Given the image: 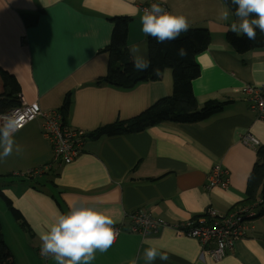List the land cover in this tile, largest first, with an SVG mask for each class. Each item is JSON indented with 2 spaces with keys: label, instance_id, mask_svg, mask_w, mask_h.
Here are the masks:
<instances>
[{
  "label": "crops",
  "instance_id": "0c3cea01",
  "mask_svg": "<svg viewBox=\"0 0 264 264\" xmlns=\"http://www.w3.org/2000/svg\"><path fill=\"white\" fill-rule=\"evenodd\" d=\"M151 1L159 2L0 0V65L16 78L21 102L62 111L69 97L67 122L86 135L83 151L71 163H54L40 118L16 132L14 139L23 151L0 160V195L10 199L28 223L23 225L12 211L0 215L12 264H57L53 257L41 255L38 233L75 201L95 204L122 224L119 237L106 252H97L91 264H145L146 240L169 254L168 261L155 264H264L263 216L255 218L247 236L218 261L208 251L213 244L181 237L173 227L152 235L130 230L128 214L139 209L172 224L209 208L218 215L230 213L246 198L257 160V147L246 145L242 137L251 132L264 144V119L244 92L248 85L264 88V46L243 54L231 47L227 33L232 22L218 20L222 10L233 14L223 0L163 3L168 11L183 14L190 26L211 33L209 47L197 57L202 72L193 83L200 106L209 99L230 103L198 122L165 121L136 132L94 136L98 129L129 120L174 91L172 69L131 88L103 79L110 62L104 48L112 39V17H132L128 47L141 43L149 60L140 17L142 6ZM22 13H39L38 23L28 27ZM4 91L0 74V95ZM220 162L230 171L231 183L208 188V173ZM46 165L51 168L35 178L24 175Z\"/></svg>",
  "mask_w": 264,
  "mask_h": 264
},
{
  "label": "trees",
  "instance_id": "16d2710c",
  "mask_svg": "<svg viewBox=\"0 0 264 264\" xmlns=\"http://www.w3.org/2000/svg\"><path fill=\"white\" fill-rule=\"evenodd\" d=\"M235 15V6L231 0H223ZM28 27L38 23L39 13H22ZM114 23L111 42L106 48L110 54V62L107 75L103 78L105 82L123 87L131 88L143 81L158 80L166 69H172L174 76V91L172 95L161 98L145 111L132 117L129 120L118 121L98 129L94 136L115 135L131 133L143 130L149 126L174 122H198L213 114L222 111L230 101L209 99L202 106L194 92V80L201 75V66L197 60L200 53L205 51L212 36L208 28L190 26L186 33L173 41L159 44L148 36L150 67L143 72L133 70V63L129 58L128 31L132 17L115 16L111 18ZM227 40L231 47L239 54L264 46V33L257 29V39L250 40L244 35H237L233 31L227 33ZM181 47L187 50L183 58L177 55ZM0 74L5 83V91L0 95V113L3 110L15 107L20 104V86L16 78L3 69L0 65ZM70 106L69 97L62 108L64 118L67 122V110ZM93 135V134H92ZM86 136V135H85ZM257 160L248 178L246 198L239 206L254 205L260 201V208L257 217L264 215V144L257 146ZM9 209L23 225L28 223L13 205L10 199L3 195ZM237 207L236 205L233 209ZM13 257L7 248L0 219V264H12Z\"/></svg>",
  "mask_w": 264,
  "mask_h": 264
},
{
  "label": "clouds",
  "instance_id": "9594fccd",
  "mask_svg": "<svg viewBox=\"0 0 264 264\" xmlns=\"http://www.w3.org/2000/svg\"><path fill=\"white\" fill-rule=\"evenodd\" d=\"M163 2L164 0H159L151 3L140 17L144 36H151L159 44L179 39L190 28V23L183 14L167 11L162 6ZM231 2L235 6L236 21L231 23L229 30L250 40L257 39V29L264 33V0ZM228 19V11L222 10L218 20ZM128 51L134 71L143 72L151 66L141 43L130 45ZM177 55L183 58L187 55V50L181 47ZM18 130L12 116L0 122V160L11 156L14 151L17 154L23 151L14 139ZM115 224L116 220L95 204L71 202L67 212L57 213L46 231L38 233L41 255L53 257L57 264H91L97 252H106L115 242ZM145 243L148 245L143 252L145 264H155L156 260L168 261L169 254L166 250L151 241L146 240ZM132 264H136V261Z\"/></svg>",
  "mask_w": 264,
  "mask_h": 264
},
{
  "label": "built area",
  "instance_id": "2783aa9c",
  "mask_svg": "<svg viewBox=\"0 0 264 264\" xmlns=\"http://www.w3.org/2000/svg\"><path fill=\"white\" fill-rule=\"evenodd\" d=\"M153 2L156 1L142 6V10ZM162 6L167 10L165 3ZM244 92L253 102L252 108L258 110L260 118L264 119V88L248 85L244 88ZM8 116L15 118L19 130L38 118L42 120V129L53 148L54 163H71L83 151L85 132L66 122L60 109H43L38 102L22 101L18 106L3 110L0 113V122ZM242 141L252 147L260 145V140L251 132H246ZM49 168L51 165L32 168L24 175L35 178ZM229 182L228 168H225L221 162L215 163L208 173L207 187L227 188ZM259 203L260 201L254 205L237 206L226 215H218L214 209L209 208L206 213L178 224L152 217L139 209L128 214L131 219L130 230L142 235H152L165 227H173L181 237L198 238L204 246L213 244L208 251L218 261L227 255L237 240L247 236L252 228L251 222L258 216ZM115 229L118 238L122 232V224H116Z\"/></svg>",
  "mask_w": 264,
  "mask_h": 264
},
{
  "label": "rangeland",
  "instance_id": "374dc122",
  "mask_svg": "<svg viewBox=\"0 0 264 264\" xmlns=\"http://www.w3.org/2000/svg\"><path fill=\"white\" fill-rule=\"evenodd\" d=\"M229 20L231 21V22H234V21H236V17L232 14V16L230 15L229 16ZM225 167V166H224ZM225 168H227V167H225ZM18 177V176H17ZM229 180H230V182L229 183H231V179H230V171H229ZM11 212V210L9 209V207H8V204H7V202L1 197V195H0V215L2 216V217H4V212Z\"/></svg>",
  "mask_w": 264,
  "mask_h": 264
},
{
  "label": "bare ground",
  "instance_id": "6f19581e",
  "mask_svg": "<svg viewBox=\"0 0 264 264\" xmlns=\"http://www.w3.org/2000/svg\"><path fill=\"white\" fill-rule=\"evenodd\" d=\"M19 97L21 98V96L19 95ZM20 101H21V99H20ZM21 103V102H20ZM20 105V104H19ZM18 106V105H17ZM39 106H40V104H39ZM41 107V106H40ZM44 136H45V134H44ZM45 138L46 139H48L46 136H45Z\"/></svg>",
  "mask_w": 264,
  "mask_h": 264
}]
</instances>
